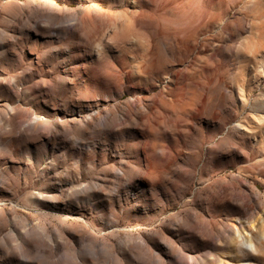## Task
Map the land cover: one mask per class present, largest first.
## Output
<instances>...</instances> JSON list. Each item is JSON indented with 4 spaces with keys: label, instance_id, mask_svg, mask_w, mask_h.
Returning <instances> with one entry per match:
<instances>
[{
    "label": "rangeland",
    "instance_id": "374dc122",
    "mask_svg": "<svg viewBox=\"0 0 264 264\" xmlns=\"http://www.w3.org/2000/svg\"><path fill=\"white\" fill-rule=\"evenodd\" d=\"M162 1L0 0V264H264V0Z\"/></svg>",
    "mask_w": 264,
    "mask_h": 264
},
{
    "label": "bare ground",
    "instance_id": "6f19581e",
    "mask_svg": "<svg viewBox=\"0 0 264 264\" xmlns=\"http://www.w3.org/2000/svg\"><path fill=\"white\" fill-rule=\"evenodd\" d=\"M135 2V1H134ZM164 2V0L162 1ZM166 2V1H165ZM173 1H167L165 6L168 4V3H171ZM203 2H206V0H186L185 3H183V5H181V7H184V8H187V7H198V6H201V4ZM139 6V4H138ZM142 7V6H141ZM89 21H84V23H87ZM119 36H125L126 34L125 33H118ZM248 240L247 238H242V234L238 236V239L236 240L238 243H240L239 245H242V242ZM251 248H253V246L250 244ZM240 252L242 253V249H240ZM242 257V256H241Z\"/></svg>",
    "mask_w": 264,
    "mask_h": 264
}]
</instances>
